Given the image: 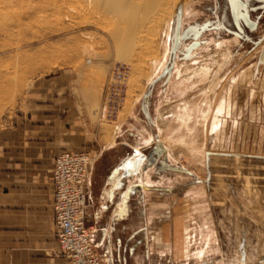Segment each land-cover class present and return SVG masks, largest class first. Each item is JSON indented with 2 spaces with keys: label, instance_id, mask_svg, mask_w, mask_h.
Wrapping results in <instances>:
<instances>
[{
  "label": "rangeland",
  "instance_id": "obj_1",
  "mask_svg": "<svg viewBox=\"0 0 264 264\" xmlns=\"http://www.w3.org/2000/svg\"><path fill=\"white\" fill-rule=\"evenodd\" d=\"M180 4V39L172 55ZM144 5L136 13L145 20L137 44L121 58L113 40L117 32L126 37L128 26L106 6L93 11L85 0H0V138L33 112L32 101L56 99L61 120L70 106L80 124L66 126H81L75 134L84 137L75 150L67 148L96 159L101 127L123 123L125 139L133 131L155 141L157 132L142 111L145 98L153 122L162 128L169 123L174 137L165 144L172 173L186 177L173 175L172 185L187 183L190 190L204 180L203 197L191 200L204 216L191 209L189 252L181 262L175 256L185 254V243L174 224L187 215L172 210V263L264 264V0H165L150 16ZM119 66L129 71L125 102L116 118L101 120L105 88ZM185 105L193 121L179 124ZM192 124L195 134L188 138ZM146 223L141 225L150 232ZM203 247V258L195 257Z\"/></svg>",
  "mask_w": 264,
  "mask_h": 264
},
{
  "label": "crops",
  "instance_id": "obj_2",
  "mask_svg": "<svg viewBox=\"0 0 264 264\" xmlns=\"http://www.w3.org/2000/svg\"><path fill=\"white\" fill-rule=\"evenodd\" d=\"M60 102L32 101L33 112L0 138V264H70L57 239L53 171L59 154L75 152V144L84 137L75 134L82 132L81 126H66L70 121L80 124L70 106L61 120ZM150 124L157 132L150 142L133 131L125 139L123 123L96 131L98 155L89 179L88 224L103 264H173V209L187 215L176 217L174 224V233L185 243V254L175 258L187 260L190 211L204 216L202 208L191 205L192 199L203 197L204 180L190 190L187 183L172 185L173 175L179 181L186 176L172 173V156L166 149L169 123L164 128L153 120ZM145 221L150 232L141 225ZM206 236L209 244L212 231ZM206 248L195 257L202 259Z\"/></svg>",
  "mask_w": 264,
  "mask_h": 264
},
{
  "label": "built area",
  "instance_id": "obj_3",
  "mask_svg": "<svg viewBox=\"0 0 264 264\" xmlns=\"http://www.w3.org/2000/svg\"><path fill=\"white\" fill-rule=\"evenodd\" d=\"M128 74L125 66L113 68L98 112L101 120L117 117L125 102ZM95 160L88 151H63L54 165L53 207L57 239L70 264H103L88 224L91 207L89 179Z\"/></svg>",
  "mask_w": 264,
  "mask_h": 264
},
{
  "label": "bare ground",
  "instance_id": "obj_4",
  "mask_svg": "<svg viewBox=\"0 0 264 264\" xmlns=\"http://www.w3.org/2000/svg\"><path fill=\"white\" fill-rule=\"evenodd\" d=\"M83 1V0H82ZM115 1V2H114ZM163 1L165 2V0H85V8L86 9H90V8H97V9H100L101 7L105 10V8L107 7V11L108 12V15L109 13H112L114 14L115 16H118L119 18H122L124 19L121 20L123 21V24L126 23V25L128 26V30H127V36H121V35H124V34H121L120 32H117L116 35L114 33V31L112 30V33L115 35L114 37V40L116 42V45H117V48L123 52L122 55H121V58H125V50L127 51H130V53L133 52L136 44H137V38H138V32H139V29L141 28V26L143 25V22L144 21H140L137 20V17H136V13L139 12V8L141 7V3H146V5L148 6L146 8V11L144 12L146 16H150V15H153L154 13L156 14V11L157 9L156 8H161V2L163 3ZM114 2V3H113ZM144 5V6H146ZM106 6V7H104ZM76 8V7H75ZM73 7V9H75ZM81 8V7H80ZM78 8V9H80ZM142 8V7H141ZM93 9V11H94ZM76 10V9H75ZM82 10V9H81ZM102 10V9H101ZM103 10V11H104ZM145 10V7L143 9V11ZM88 11V10H86ZM85 11V12H86ZM92 11V10H91ZM106 11V10H105ZM104 11V12H105ZM141 11V12H143ZM161 11V10H159ZM76 12V11H75ZM78 12V10H77ZM83 12V11H82ZM139 12V13H141ZM154 12V13H153ZM158 12V10H157ZM84 13V12H83ZM87 13V12H86ZM143 13V14H144ZM153 13V14H152ZM79 14V13H78ZM114 15H110V16H113L114 18ZM141 15V14H140ZM139 15V16H140ZM143 17V15L141 16ZM145 18H148V17H145ZM116 20V19H115ZM143 20V19H142ZM117 23V22H116ZM122 23V22H121ZM100 25V24H99ZM115 26H118L117 24ZM114 26V28H115ZM104 28V27H103ZM21 29V28H20ZM116 31V30H115ZM111 33V34H112ZM120 33V34H119ZM114 42V43H115ZM220 44V43H219ZM88 51V50H87ZM161 68V66H160ZM176 69V72H179V74L181 73V70L176 66L175 67ZM186 71V70H185ZM185 75V74H183ZM180 76H182V74H180ZM179 78V77H178ZM171 82V81H170ZM188 81H184V83ZM181 83H183L181 81ZM183 83V84H184ZM182 108V107H180ZM190 112V111H189ZM192 120V117H191V114H188V105H185L183 106V108L181 109V113H180V116L178 118V122L179 124L180 123H183L185 122L186 124H189L187 121H184L186 118H189ZM194 119V118H193ZM193 121V120H192ZM191 124V123H190ZM198 125H196L197 127ZM187 128V127H186ZM195 127H194V124L192 125H189V128H187V133L189 134L188 135V138H193L195 133H193V137L191 135L192 131H194ZM195 132V131H194ZM148 135V134H147ZM196 136V135H195ZM174 140V137L170 134L169 135V143ZM143 141H146V142H150L151 141V135L149 136V138H144ZM142 141V142H143ZM179 143V142H178ZM185 143V142H183Z\"/></svg>",
  "mask_w": 264,
  "mask_h": 264
},
{
  "label": "water",
  "instance_id": "obj_5",
  "mask_svg": "<svg viewBox=\"0 0 264 264\" xmlns=\"http://www.w3.org/2000/svg\"><path fill=\"white\" fill-rule=\"evenodd\" d=\"M181 15H182V4H180L177 8L176 37H175L174 46L172 48V55H175L177 48H178V45H179V39H180L179 29H180V24H181ZM198 45H199L198 43L194 44L191 47V49L197 47ZM189 51H191V50H189ZM171 69H172V66L166 70L165 74H167ZM142 111H143L144 115L146 116V118L149 120V122L152 123L151 115L149 113L145 98H144L143 104H142Z\"/></svg>",
  "mask_w": 264,
  "mask_h": 264
}]
</instances>
